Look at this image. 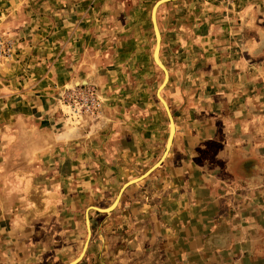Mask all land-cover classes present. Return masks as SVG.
Returning a JSON list of instances; mask_svg holds the SVG:
<instances>
[{
    "label": "crops",
    "instance_id": "0c3cea01",
    "mask_svg": "<svg viewBox=\"0 0 264 264\" xmlns=\"http://www.w3.org/2000/svg\"><path fill=\"white\" fill-rule=\"evenodd\" d=\"M235 3L240 4L235 18L224 22L206 18L203 49L175 52L173 58L187 65H175V59H171L167 89L174 102V133L164 157L169 123H164L161 108L147 101L146 89L140 83L137 96L132 94V88L116 97L118 101L114 103L108 99V107L110 103H122L124 108L123 112L106 116L113 127L108 125L106 134L110 138L103 151L90 149L94 157H87L86 149L75 145V157L60 162L64 167H79L81 163L94 169L100 165H106L108 170L119 167L124 169L122 178L130 177L120 187L115 201L127 185L114 208L100 212L107 221L112 216L113 220L126 219L129 224H107V233L95 234L92 229L86 264H242L245 260L221 257L222 251L232 246V225L228 224L222 202L228 187L241 179L238 169L246 167L239 160L247 155L248 161L255 154L254 148L245 150V145L240 144V138L248 134L245 121H253L258 115L251 107L246 108L248 113L241 108L255 103L244 100L242 89L257 88L258 74L264 71V0ZM65 6L66 2L60 0H0V38L15 42L18 57L23 60L43 56L39 64L42 76H38L40 69L26 70L25 75L9 80L0 71V128L10 121H14L13 126H4L5 129L26 120H64L58 116L55 102H50L51 95L56 98L63 89L75 85L76 73L81 71L78 65L66 62L62 46L66 40ZM51 56V60L46 59ZM34 76L40 78L35 80ZM71 133L82 136L75 128ZM59 135L67 139V135ZM137 172L142 173L133 177ZM108 176L111 183L117 184L115 170ZM63 193L58 190L51 199H63ZM58 205L54 204V209L60 217ZM50 227H46L49 236L57 233L56 238L50 237L55 241L51 249L61 251L67 227ZM77 242V237L71 242L73 249ZM48 243L50 247L49 239Z\"/></svg>",
    "mask_w": 264,
    "mask_h": 264
},
{
    "label": "rangeland",
    "instance_id": "374dc122",
    "mask_svg": "<svg viewBox=\"0 0 264 264\" xmlns=\"http://www.w3.org/2000/svg\"><path fill=\"white\" fill-rule=\"evenodd\" d=\"M60 1L66 2L63 12L66 40L62 42L66 62L78 65L82 72L77 71L75 85L63 89L56 98H53L54 95L50 98L60 112L58 116L64 117L66 122L26 120L14 129L4 127L13 126L14 121L2 123L5 125L0 128L3 129L0 131V264L70 263L82 253L83 242L85 244L87 240V214L90 238L81 260L76 263L86 264L88 246L94 235L92 229L95 234L107 233L108 228L104 227L107 224H129L126 219L113 220L112 216L107 221L106 216L91 207H111L123 182L130 177L122 178L124 169L119 167L108 170L106 165H100L99 169H94L84 166V163L79 167H64L60 162L75 157L72 148L75 145L86 149L87 157H94L92 149L103 151V145L110 138L106 130L113 127L106 116L123 112L124 108L122 103L117 106L110 103L109 107L107 103L118 101L116 97L132 88H135L132 94L137 96L140 83L146 89L147 101L157 104L162 110L164 123H169L156 96L164 74L153 60L155 36L151 10L160 0ZM235 2L173 0L162 2L156 8L155 20L160 34L157 60L168 73V81L159 94L170 112L174 104L171 90L167 89L171 59H175L176 62H172L175 65H187V62L178 63V58H173V55H177L175 52L179 49H203L206 44L202 38L206 33V18L220 22L235 18L240 8V4L236 5ZM0 39L11 45L9 55L0 59L4 79L15 80L25 75L26 70L34 72L40 69L43 56L33 59L25 57L23 60L18 57L20 51L15 42ZM28 64L30 66L26 67ZM40 75H43L42 71ZM34 78L37 80L40 77ZM258 78L257 88L252 91L250 88L242 89L244 100L255 103L240 106L246 113L249 107L254 113L258 112L253 121H245L244 129L248 134L240 138L245 150L254 148L255 154L248 161L245 160L247 155L239 160L246 167L244 170L238 169L241 179L228 187V195L222 202L225 203L228 224L232 225L229 226L232 246L223 250L221 257L243 258L242 264H264V71H260ZM73 128L79 130L82 136L75 137L71 133ZM59 134L67 135V139L64 140ZM164 144L165 140H162L160 145L163 147ZM248 145L253 147L248 148ZM114 170L118 175L117 184L107 179ZM141 173L137 172L133 177ZM58 190L64 192L65 197L60 199L61 202L59 199L54 202L51 195ZM54 204L60 209V217ZM52 215L56 216L52 218ZM58 224L65 225L68 230L65 247L61 251L51 249L54 240L50 237L56 238L57 233L49 236L46 232V227L51 225L50 228H53ZM76 237L77 248L73 249L71 242ZM48 239L51 241L50 247Z\"/></svg>",
    "mask_w": 264,
    "mask_h": 264
},
{
    "label": "water",
    "instance_id": "95a60500",
    "mask_svg": "<svg viewBox=\"0 0 264 264\" xmlns=\"http://www.w3.org/2000/svg\"><path fill=\"white\" fill-rule=\"evenodd\" d=\"M169 1H173V0H160L158 1L152 8L151 10V23H152V27H153V31H154V36H155V49H154V52H153V60L155 62V64L158 66V68L163 72L164 74V80L162 82V84L158 87L157 89V92H156V96H157V99L159 100V102L161 103V105L163 106V109L166 113V116L168 118V122L170 124V137L168 138L167 140V143H166V148H165V152H164V155L163 157L166 155V152L168 151L169 149V146L171 144V141H172V136H173V133H174V122H173V118H172V114L169 110V107L167 106L166 102L163 100V98L160 96V90L162 88H164V86L166 85L167 81H168V73L166 71V69L164 68L163 65L159 64L157 62V58H158V53H159V49H160V34H159V31H158V27H157V24H156V20H155V11H156V8L158 7V5L162 2H169ZM157 166V164L151 168L149 172H151L155 167ZM138 180V179H137ZM131 183V182H130ZM127 185H124L123 188L121 189L116 201L114 202V204L111 206V208L107 209V210H100L98 208H95V207H91V209L93 210H96L98 212H107L109 210H111L112 208H114V206L116 205V203L118 202V199L120 197V194L122 192V190L126 187ZM85 222H86V228H87V240L84 244V247H83V250H82V253L81 255L72 263L70 264H76L77 262H79L86 250V247H87V244H88V241H89V238H90V227H89V219H88V216L86 214L85 216Z\"/></svg>",
    "mask_w": 264,
    "mask_h": 264
},
{
    "label": "built area",
    "instance_id": "2783aa9c",
    "mask_svg": "<svg viewBox=\"0 0 264 264\" xmlns=\"http://www.w3.org/2000/svg\"><path fill=\"white\" fill-rule=\"evenodd\" d=\"M11 51V45L0 39V59L5 58Z\"/></svg>",
    "mask_w": 264,
    "mask_h": 264
},
{
    "label": "bare ground",
    "instance_id": "6f19581e",
    "mask_svg": "<svg viewBox=\"0 0 264 264\" xmlns=\"http://www.w3.org/2000/svg\"><path fill=\"white\" fill-rule=\"evenodd\" d=\"M158 27V26H157ZM159 31V30H158ZM159 54V53H158ZM158 59V58H157ZM157 62L159 63V61L157 60ZM159 64H161V63H159ZM162 65V64H161ZM169 127H170V124H169ZM169 131H170V128H169ZM170 134H171V132L169 133V137H170ZM171 145V144H170ZM170 147V146H169Z\"/></svg>",
    "mask_w": 264,
    "mask_h": 264
}]
</instances>
